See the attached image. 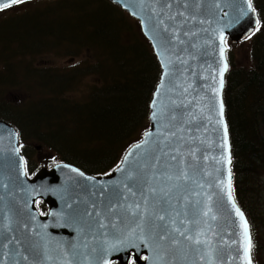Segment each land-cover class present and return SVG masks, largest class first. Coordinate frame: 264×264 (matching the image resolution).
Instances as JSON below:
<instances>
[{"label":"water","instance_id":"1","mask_svg":"<svg viewBox=\"0 0 264 264\" xmlns=\"http://www.w3.org/2000/svg\"><path fill=\"white\" fill-rule=\"evenodd\" d=\"M108 1L139 22L161 69L149 106V130L137 142L143 143L150 133L152 143L138 151L149 157L161 156L171 165L173 174L177 168L171 156H177L179 168L188 173L179 192L191 193L192 201L212 196L217 219L209 223L214 229L215 264H242L237 259L238 245L231 243L236 239L233 233L238 217L226 199L216 195L219 190L215 187L221 178L227 179L229 167L233 187L232 147L224 99L229 63L227 59L221 88L220 49H226L227 57V40L232 45L246 41L256 31V21L260 22L257 12L253 5L248 8V0ZM180 12L184 15H178ZM153 101L155 110L151 107ZM153 111L157 113L155 121ZM224 125L231 165L219 162L225 154ZM137 143L105 177L58 163L29 178L17 130L0 121V264H129L132 258L136 264H207L203 249L197 251L176 234L178 243L170 237L148 239L146 235L144 242L126 238L140 223L121 207L141 199L139 194L131 196L124 187H137L135 173L126 179L129 165L124 162ZM38 201L48 207L47 215H40ZM235 202L240 208L236 199ZM144 226H148L147 218ZM189 227L204 228L203 218L200 224Z\"/></svg>","mask_w":264,"mask_h":264},{"label":"rangeland","instance_id":"2","mask_svg":"<svg viewBox=\"0 0 264 264\" xmlns=\"http://www.w3.org/2000/svg\"><path fill=\"white\" fill-rule=\"evenodd\" d=\"M261 1L264 3V0ZM134 50L140 55L145 51L147 58L154 56L139 22L108 0H31L0 13V119H6L22 130V151L27 167L30 162L37 165L39 171L60 163L59 160L52 161L55 153L42 136L46 127L51 128L56 138L68 142L63 144L67 149L71 147L83 154L89 146L87 142L78 143L74 139L78 134L72 124L67 123V131L58 133L56 130L60 123L57 120L21 122L22 115L20 117L19 113L25 110V117H30L35 109L44 107L41 101L47 99L53 102L51 98L56 101L58 98L55 97L60 95L76 102L90 103L94 95L100 96L103 92L101 80L103 84L104 80L108 82L109 91L115 86L128 84L127 89L108 91L103 95L105 100L101 105L127 107V102L118 101V97L124 98L135 94L133 90H139L135 95L140 103L138 112L134 113L138 116L137 122L129 133L144 134L149 130V109L145 112V125L143 122L138 124V121L145 105L148 108L150 93L156 83L149 79L144 90L132 84L134 77L129 75V71L143 72L146 60L145 57H138L139 63L136 54L132 53ZM250 50L249 41L234 45L229 52L231 61L235 66L247 67ZM120 57L123 61L132 59L126 70L115 63ZM152 74L157 75L158 70L150 71ZM142 76L150 77L146 72ZM243 115L248 118L245 109ZM120 119H124L123 114ZM39 126L45 127V131L37 130ZM106 126L116 127L112 124ZM144 126L147 129L143 133ZM108 142L103 150L90 156L85 154L83 158L97 162L103 151L108 149ZM128 144L127 139L122 138L118 145ZM244 182L243 186L240 184V187H246L244 202L259 227L260 240L264 245V178L251 175Z\"/></svg>","mask_w":264,"mask_h":264},{"label":"trees","instance_id":"3","mask_svg":"<svg viewBox=\"0 0 264 264\" xmlns=\"http://www.w3.org/2000/svg\"><path fill=\"white\" fill-rule=\"evenodd\" d=\"M252 3L258 13L261 23L259 30H256L248 40L251 46L250 64L247 67L235 66L229 55V52L234 46L230 45L228 52L229 72L226 78L224 99L232 147L234 195L250 224L254 243L252 251L253 263L262 264L264 263V245L261 243L262 240H260L262 237L259 236V227L247 211L246 203L244 202L246 187H240V184L242 186L244 185V180H246L248 176L255 175L256 178H264V3H262L261 0H252ZM132 53L136 54L137 61H139L138 57L146 58L145 67L142 68L143 72L129 71V75L134 77L133 81H131L132 84L144 90L149 79H153L154 83H156L153 84L150 93L151 97L148 102V108L147 105H145L143 114L138 121V124L143 122L145 125V112L149 109L153 93L159 83L161 71L154 56L150 55L149 58H147L145 51H143L142 55L136 50L132 51ZM121 60L122 57L117 59L115 63L121 69L126 70V68H128L127 66H130L132 59L122 60V63ZM139 63L141 62L139 61ZM98 65L102 68L101 63ZM153 66H155V68ZM156 70H158L157 75H150V71L154 72ZM144 72L149 73L150 77L147 78L146 76H142ZM125 85L115 86L110 91L112 92L116 89L120 90V88L127 89L128 84L125 83ZM100 86L103 88V92L100 96L94 95L90 103L76 102L60 95L55 97L58 98L56 101L54 98H51L53 102L47 99L41 101L40 104H44V107L35 109L31 113V116L27 117L25 120H31V123H39L41 120L55 119L60 123L56 130L58 133H62L65 130L67 131V125L72 124L75 133L78 134L77 136L74 135V139L77 140L78 143L81 141L87 142L89 149L84 150L83 154L77 153L71 147V149H67L63 144L68 142L59 137L56 138L54 132L50 130L51 128L46 127V133H43L42 136H44L49 148L55 153L53 154L54 157H52V161L55 159L59 160L58 162L74 165L85 173L93 176H107L110 174L120 164L127 149L139 141L143 135L129 133V130L133 127L135 122H137L138 116L134 115V113H136L140 103L139 99H135V95L139 90H133L135 93L133 95L124 98L118 97V101L125 100L127 102V107H113L105 104L101 105V102L105 100L104 96L109 91L108 82L104 80L103 84L101 80ZM62 90L64 89L60 91ZM58 102L60 105L57 106V104H59ZM52 103H55V105L50 106ZM128 104H135V106L130 107ZM123 109H125V111ZM243 109H245L248 118L244 117ZM68 114H70V118H67ZM122 114L124 115V119H120ZM106 124H112L116 127L106 126ZM104 125L106 127H104ZM147 126H144L143 133L147 129ZM39 129L40 131H45V127L42 128V126H39L37 130ZM122 138L127 139V144L132 143L127 146H119V140H122ZM107 140H109L108 149L103 151V155L99 157L100 159L97 162L94 163L88 160V158H83L85 154H89L90 156L93 152L103 150ZM52 166L53 165H50L48 168ZM37 171V165L29 162V176L33 177ZM239 179L241 180L240 182ZM37 208L42 215H46L48 212V207L42 202L37 203Z\"/></svg>","mask_w":264,"mask_h":264},{"label":"snow or ice","instance_id":"4","mask_svg":"<svg viewBox=\"0 0 264 264\" xmlns=\"http://www.w3.org/2000/svg\"><path fill=\"white\" fill-rule=\"evenodd\" d=\"M27 0H0V12L12 9L26 3ZM170 7V5H167ZM248 8L252 9L251 0H248ZM178 15L183 16L184 13L180 12ZM170 19L174 17L169 16ZM164 23L163 19L160 21ZM259 21H256L257 30H259ZM167 31V28H165ZM226 49H220V57L223 62V67L219 70L220 87L223 86V74L228 69L227 57L225 55ZM159 54V53H158ZM218 92V90H215ZM158 95V93H157ZM151 107L155 110L156 102L153 101ZM220 115H223V104H220ZM157 113L152 112V118L155 121ZM220 123V121H217ZM151 134H147L143 143H137L136 148L124 157L125 164L129 165V171L126 173V179H131L133 173L136 177V190H133L131 184H126L131 196L140 195L141 199L135 201L133 204L121 205L133 217L140 221L137 229L131 230L126 234V238H131L133 242L140 239L144 242L145 236L148 239H165L171 238L173 243H178L176 235L182 237L184 240L189 241L190 245L195 246L197 251L203 249V255L207 257V264H215L213 255L215 249L212 247L214 229L209 223V220L215 221L217 219L213 211L212 196L208 195L204 201L190 199L191 193H180L181 182L186 183L188 177L187 171L179 168V161L177 156H171V161H176V173L170 171V164H166L162 157L159 155H152L151 157L144 155L138 150L144 148L145 145L152 143ZM224 145L225 154L220 157L221 163L231 165V155L227 146V126L224 125ZM166 154V153H165ZM131 158V163H130ZM65 167H67L65 165ZM72 172H78L76 168H71ZM123 171V169H121ZM219 171V169H217ZM83 176L82 172L78 173ZM202 189L203 185H199ZM218 188L216 195L221 199H226L227 203L231 205V209L238 221L235 223L236 231L233 235L236 239L231 241L232 244H237V259L242 261V264H253L252 251L254 243L251 235L250 225L244 213L237 206L235 197L233 195L231 168L227 170V179L221 178L219 184L215 186ZM200 195V193H196ZM124 199H128L127 196ZM202 205V207H197ZM151 208V212H149ZM114 210V209H113ZM147 218L148 226L145 228L144 220ZM203 218L204 228H192L189 225L200 224ZM103 227V224L100 225ZM205 228L207 231H205ZM176 234V235H174ZM119 239V237H117ZM133 246L135 244L133 243ZM147 259V257H145ZM135 264V261H133Z\"/></svg>","mask_w":264,"mask_h":264},{"label":"flooded vegetation","instance_id":"5","mask_svg":"<svg viewBox=\"0 0 264 264\" xmlns=\"http://www.w3.org/2000/svg\"><path fill=\"white\" fill-rule=\"evenodd\" d=\"M15 7V6H14ZM8 10H10V9H8ZM7 10H5V11H3V12H0V13H4V12H6ZM5 109H7V110H9V108L8 107H6ZM25 110H23L22 112H20L19 113V116L21 117V115H22V118L21 119H19L20 121H24V120H26L27 119V117H25ZM4 117H7V116H5V115H3ZM11 118H13L14 119V117H11ZM0 121H4V122H6V123H8V124H10L11 126H13L16 130H17V132H18V134H19V138H20V149H21V152H22V138H21V135H22V130L16 125V124H12V123H10V122H8L6 119H0ZM129 264H133V261H131Z\"/></svg>","mask_w":264,"mask_h":264},{"label":"bare ground","instance_id":"6","mask_svg":"<svg viewBox=\"0 0 264 264\" xmlns=\"http://www.w3.org/2000/svg\"><path fill=\"white\" fill-rule=\"evenodd\" d=\"M227 78V77H226Z\"/></svg>","mask_w":264,"mask_h":264}]
</instances>
